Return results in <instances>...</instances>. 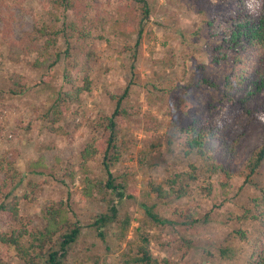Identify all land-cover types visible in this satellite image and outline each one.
<instances>
[{"label": "rangeland", "instance_id": "rangeland-1", "mask_svg": "<svg viewBox=\"0 0 264 264\" xmlns=\"http://www.w3.org/2000/svg\"><path fill=\"white\" fill-rule=\"evenodd\" d=\"M91 1L107 19L105 39L98 42L101 62L93 72V91L84 94L82 102L72 107L73 114L61 123L70 137H58L44 129L41 116L53 103L54 92L41 85L42 71L9 62V40L4 23L0 22V89L7 94V101L0 108V158L14 160L23 175L26 183L16 192L29 191L36 199L33 203L22 202V214L28 221L43 229V210L48 203L55 202L64 203L70 219L80 222L83 235L70 250L67 264H118L128 244L117 241V226L110 228L104 243L91 234L90 225L97 216L108 213L113 201H119L120 216L132 217L133 227L142 224L145 214L141 204L149 198V184L161 182L167 173L183 171L187 166L181 151L173 154L167 150L165 137L171 125L212 120L224 130L244 118L237 106L221 103L223 78L231 73L232 57L216 63L219 39L212 38V34L218 35L220 29L209 26L215 23L218 27L237 0H148L152 13L145 23L140 47V20L128 11L127 0ZM251 1L258 4L257 0ZM43 2L8 0L15 5L13 39L33 30L36 16L43 13ZM167 59L174 60L173 68L162 65ZM64 67L62 63L55 68L57 77L52 86L58 92L66 90ZM11 73L26 78L28 89L22 95L9 93ZM127 88L129 96L124 107L129 117L122 127L120 142L125 159L114 173L120 182L124 178L121 173H132L128 176L133 192L128 191V198L124 199L110 191L106 196L96 193L95 198L86 200L80 153L95 136L104 134L98 125L116 109L111 97L123 94ZM261 104L264 93L258 102ZM254 106L255 103L250 104L251 108ZM248 130L239 168L264 145V122L248 125ZM153 144L157 145L155 150ZM144 151L145 161L141 160ZM90 169L91 178L106 179L102 158ZM263 187L264 162L249 181L246 176H239L228 189H223L215 178L211 195L196 192L191 197L167 201L151 196L149 200L161 217L174 222L159 227L143 223V230L152 238L153 254L171 264H246L253 245L262 237L259 224L249 212L252 200L261 196ZM181 213L191 215L194 225L190 226ZM133 238L131 232L128 239ZM9 264L24 263L12 253Z\"/></svg>", "mask_w": 264, "mask_h": 264}, {"label": "trees", "instance_id": "trees-1", "mask_svg": "<svg viewBox=\"0 0 264 264\" xmlns=\"http://www.w3.org/2000/svg\"><path fill=\"white\" fill-rule=\"evenodd\" d=\"M25 1L28 0H21ZM257 1L258 4H252L251 0H237L234 9L222 18L218 27L209 23L211 28L220 29L218 35L212 34V38L219 39L215 49L216 63L227 62L232 57L231 73L223 78L221 103L237 106L244 118L224 130L216 127L212 120H195L186 126L180 122L171 125L165 137L167 150L173 154L181 151L187 166L183 171L167 173L161 182L149 184V198L141 204L145 214L142 224L133 227L132 217L129 214L120 216L119 201H113L108 213L97 216L90 225L91 234L104 243L110 228L117 226V241L128 244L118 264H171L153 254L151 235L143 230V223L151 227L174 224L156 211V206L149 200L151 196L167 201L191 197L196 192L211 195L215 178L223 189H228L235 178L246 176L249 181L262 166L264 145L239 168L242 147L249 133L248 125L264 122V104L258 105L264 93V0ZM127 2L128 11L140 20L137 41V47H140L151 7L148 0ZM18 5L22 6L21 3ZM13 6L8 0H0V22L4 23L9 40L7 59L12 64H26L44 73L41 85L52 89L55 96L41 116L44 129L58 137H70L61 123L73 114L72 107L82 102L83 95L93 91V72L101 62L98 42L105 39L107 19L91 0H44L43 13L36 16L33 30L16 40L12 38ZM62 63L65 65L62 76L66 90L58 92L52 81L57 77L55 68ZM162 65L173 68L175 63L173 59H167ZM8 81L9 93L13 96L22 95L28 89L26 78L19 73H11ZM205 82L218 87L210 80ZM233 93L240 96L234 97ZM128 96L127 88L123 94L111 97L116 109L111 117L103 118L98 125L104 134L95 136L80 153L81 170L85 176L83 198L86 200L95 198L96 193L106 196L110 191L117 198L124 199L128 198V191L133 192L129 186L131 176H128L132 173H121L124 177L121 182L114 173L125 159L120 142L122 127L129 117L124 107ZM6 101L7 94L0 89V108ZM251 103H255L253 108ZM152 148L155 150L157 145L153 144ZM142 155L141 160H147V152ZM99 158L103 159L106 179L89 176L91 165ZM0 175V264H9L12 253L24 264H67L70 250L83 235L80 222L74 223L70 219L64 203L50 202L43 210L45 227L40 229L22 214V202L33 203L36 199L29 191L16 192L26 183L17 163L6 157L0 158ZM32 187L36 185L32 184ZM129 198L133 199L132 196ZM251 205L249 214L259 224L262 237L253 245L246 264H264V187L261 196L253 199ZM181 216L191 223L190 226L194 225L191 215L181 213ZM131 232L134 238L129 240ZM96 263L100 264V261Z\"/></svg>", "mask_w": 264, "mask_h": 264}]
</instances>
